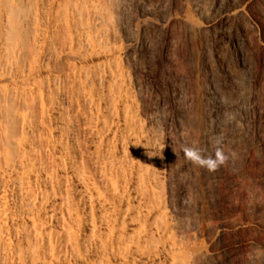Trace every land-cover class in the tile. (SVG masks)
Returning a JSON list of instances; mask_svg holds the SVG:
<instances>
[{
    "label": "bare ground",
    "instance_id": "bare-ground-1",
    "mask_svg": "<svg viewBox=\"0 0 264 264\" xmlns=\"http://www.w3.org/2000/svg\"><path fill=\"white\" fill-rule=\"evenodd\" d=\"M0 264H264V0H0Z\"/></svg>",
    "mask_w": 264,
    "mask_h": 264
},
{
    "label": "clouds",
    "instance_id": "clouds-1",
    "mask_svg": "<svg viewBox=\"0 0 264 264\" xmlns=\"http://www.w3.org/2000/svg\"><path fill=\"white\" fill-rule=\"evenodd\" d=\"M221 141L216 139L214 145H219ZM181 152L186 161L192 165L202 168L207 172H215L218 168L223 167L229 160V156L226 155L220 147H215L212 155H202L201 149L197 147H182ZM174 153V152H173ZM175 155V153H174Z\"/></svg>",
    "mask_w": 264,
    "mask_h": 264
}]
</instances>
